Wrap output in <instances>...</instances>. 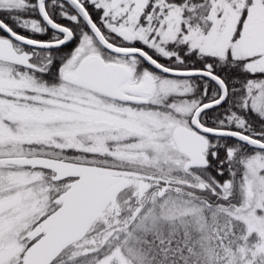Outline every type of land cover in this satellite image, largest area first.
I'll list each match as a JSON object with an SVG mask.
<instances>
[{"label":"snow or ice","instance_id":"snow-or-ice-1","mask_svg":"<svg viewBox=\"0 0 264 264\" xmlns=\"http://www.w3.org/2000/svg\"><path fill=\"white\" fill-rule=\"evenodd\" d=\"M0 264H264V0H0Z\"/></svg>","mask_w":264,"mask_h":264}]
</instances>
